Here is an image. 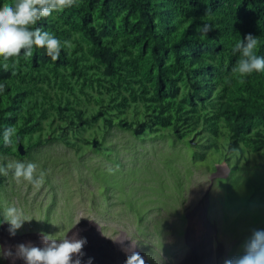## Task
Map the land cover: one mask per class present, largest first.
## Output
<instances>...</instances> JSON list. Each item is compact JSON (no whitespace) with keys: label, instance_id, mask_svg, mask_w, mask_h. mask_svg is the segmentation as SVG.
Segmentation results:
<instances>
[{"label":"trees","instance_id":"1","mask_svg":"<svg viewBox=\"0 0 264 264\" xmlns=\"http://www.w3.org/2000/svg\"><path fill=\"white\" fill-rule=\"evenodd\" d=\"M205 24L210 31L197 30ZM34 27L61 41L60 55L34 47L30 57H0L1 154L31 158L61 141L82 157L124 129L193 138L195 161L213 148L229 168L252 156L264 168V71H232V49L249 33L264 57V0H76Z\"/></svg>","mask_w":264,"mask_h":264},{"label":"rangeland","instance_id":"2","mask_svg":"<svg viewBox=\"0 0 264 264\" xmlns=\"http://www.w3.org/2000/svg\"><path fill=\"white\" fill-rule=\"evenodd\" d=\"M99 141L101 147L86 150L82 157L61 141L44 144L31 158L0 153V166L3 160L5 168L11 161L31 162L37 165V175L44 174L39 188L18 183L11 169L3 175L1 256L9 250L15 255L21 243L42 246L45 234L63 239L78 233V238H86L80 264H98L94 257L103 260L99 250L110 254L115 248L139 253L144 264H228L244 254L254 230H264V168L257 165L263 156H252L249 164L243 158L228 169L213 148L195 161L196 147L188 137L142 139L115 129ZM204 143L202 139L199 148ZM199 202L186 236V214ZM11 206L31 218L15 235L4 220ZM201 221L209 227L211 245L209 240L203 244L207 232ZM90 246L92 257L83 260Z\"/></svg>","mask_w":264,"mask_h":264},{"label":"clouds","instance_id":"3","mask_svg":"<svg viewBox=\"0 0 264 264\" xmlns=\"http://www.w3.org/2000/svg\"><path fill=\"white\" fill-rule=\"evenodd\" d=\"M75 3L76 0H16L14 5L5 4L0 7V57L8 60L10 57L19 56L22 49L24 56L30 57L35 47L46 48L47 54L53 60L58 59L61 41L53 34L34 26L42 17H48L54 11H62ZM211 27V25L205 24L202 29L198 27L197 30L207 33ZM64 43L68 44L67 41ZM256 50L257 37L251 33L247 34L244 39L237 40L232 51L234 54L238 52L240 55L232 71L241 76L264 71V57L257 55ZM3 135L5 145H12L16 129L9 127L5 129ZM192 141L193 138H189V142ZM96 143L93 147H96ZM9 169L12 170L13 177L18 183L23 180L37 188L44 183V174L41 172L37 175L35 163L25 164L11 161L6 168L0 166L2 178H4L3 175H8ZM4 220L10 225V235H15L16 230L31 218L26 216L21 209L11 206L4 212ZM78 235V233H74L71 238L65 236L63 239H55L51 234H45L42 236V246H35L30 242L21 243L15 246V255L9 250L6 253L3 252L2 258L5 261L9 257H12L13 260L22 259L24 264H80L86 238H78ZM117 242L123 243L122 240ZM6 264H9V261ZM125 264H144V261L139 253L133 252L128 256ZM228 264H264V230H254L245 245L244 254L228 261Z\"/></svg>","mask_w":264,"mask_h":264},{"label":"bare ground","instance_id":"4","mask_svg":"<svg viewBox=\"0 0 264 264\" xmlns=\"http://www.w3.org/2000/svg\"><path fill=\"white\" fill-rule=\"evenodd\" d=\"M201 208V207H200ZM204 209V206H202V209H201V211ZM204 221H201V223H203ZM203 225H205L206 226V224H205V222H204V224ZM208 227V226H207ZM208 229H209V227H208ZM209 231V230H208ZM199 238V237H198ZM208 238H209V236H208ZM207 238V241H206V237H205V241L203 240V244H205V245H207L208 244V239ZM199 240V239H198ZM195 247H196V245H195ZM203 249V248H202ZM92 247L90 246V248H88V252H87V258H84V256H83V260H88L89 258H90V256L92 257ZM113 250V249H112ZM94 251V250H93ZM140 251V250H139ZM118 252L119 253H122V258H119V257H117V254H118ZM203 252H206V251H203ZM210 252V251H209ZM208 252V253H209ZM211 253V252H210ZM132 254V252L130 251V250H128V252H126V253H124L123 251H121V250H118V249H116L115 248V250H113L110 254H108V253H106L105 251H100L99 250V255L101 256V257H103V260H101V261H99V259L97 258V257H94V259H97L98 260V264H100V262H102L103 264H125V262H126V259L128 258V256L129 255H131ZM212 254H213V252H212ZM211 255V254H210ZM74 259H75V257H73ZM212 258V257H211ZM192 259H194V258H192ZM20 261L18 262V264L19 263H21L22 262V264H24V261L22 260V259H19ZM96 261V260H95ZM14 264H16V262L14 261ZM96 264V263H95Z\"/></svg>","mask_w":264,"mask_h":264},{"label":"water","instance_id":"5","mask_svg":"<svg viewBox=\"0 0 264 264\" xmlns=\"http://www.w3.org/2000/svg\"><path fill=\"white\" fill-rule=\"evenodd\" d=\"M191 141V140H190ZM96 143V141L95 140H93V145ZM17 149H18V152L20 153V154H24V152H25V149H24V146H23V144L22 143H19L18 145H17ZM207 197L205 198V200H204V204H207ZM202 203V204H203ZM199 204H201V202H199L192 210H191V212H188L187 214H186V217H187V220H188V226H187V230L185 231L186 232V236L188 235V233H189V229H190V223H191V214H192V211L194 210V209H196L198 206H199ZM203 204V206H204V209H203V214H204V211H205V205ZM202 216V215H201ZM205 216V215H204ZM198 219H200V218H198ZM204 224V222L203 223H201V226L202 227H204L205 228V230H206V232H207V234H206V241H207V238H208V235H209V242H210V245H211V236H210V234H209V229H208V227H207V225L205 226V225H203ZM190 237H191V235H190ZM0 241H1V239H0ZM188 243V242H187ZM204 247V246H203ZM8 259L6 258V262L8 263V261H7Z\"/></svg>","mask_w":264,"mask_h":264},{"label":"flooded vegetation","instance_id":"6","mask_svg":"<svg viewBox=\"0 0 264 264\" xmlns=\"http://www.w3.org/2000/svg\"><path fill=\"white\" fill-rule=\"evenodd\" d=\"M3 260H4V258H3ZM4 264H6V261L4 260Z\"/></svg>","mask_w":264,"mask_h":264}]
</instances>
